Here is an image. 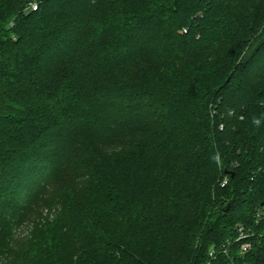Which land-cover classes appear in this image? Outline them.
Masks as SVG:
<instances>
[{"label":"trees","instance_id":"16d2710c","mask_svg":"<svg viewBox=\"0 0 264 264\" xmlns=\"http://www.w3.org/2000/svg\"><path fill=\"white\" fill-rule=\"evenodd\" d=\"M32 1L0 0V264H264V0Z\"/></svg>","mask_w":264,"mask_h":264},{"label":"built area","instance_id":"2783aa9c","mask_svg":"<svg viewBox=\"0 0 264 264\" xmlns=\"http://www.w3.org/2000/svg\"><path fill=\"white\" fill-rule=\"evenodd\" d=\"M38 6H39V3H38V0H33L31 3H30V7L32 10H37L38 9ZM230 181V177L229 175L227 174L221 181V186H226ZM259 217L261 216V213L258 212L257 214ZM246 229L241 226L239 231H240V236L238 237L237 240H241V239H245L247 238L250 234L247 233L245 231ZM252 248V244L250 242H247V241H244L241 245V248H240V253L241 254H246L247 252H249ZM228 251V247L225 248V252ZM211 255H214V250L211 251ZM229 264H236L234 262H230Z\"/></svg>","mask_w":264,"mask_h":264},{"label":"water","instance_id":"95a60500","mask_svg":"<svg viewBox=\"0 0 264 264\" xmlns=\"http://www.w3.org/2000/svg\"><path fill=\"white\" fill-rule=\"evenodd\" d=\"M225 173H227V174H232L233 175V173H231L230 171H226ZM264 204V203H263Z\"/></svg>","mask_w":264,"mask_h":264},{"label":"clouds","instance_id":"9594fccd","mask_svg":"<svg viewBox=\"0 0 264 264\" xmlns=\"http://www.w3.org/2000/svg\"><path fill=\"white\" fill-rule=\"evenodd\" d=\"M257 123H258V121H257Z\"/></svg>","mask_w":264,"mask_h":264}]
</instances>
